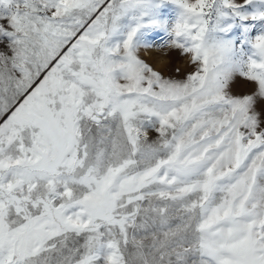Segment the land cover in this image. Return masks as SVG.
<instances>
[{
	"label": "snow or ice",
	"instance_id": "1",
	"mask_svg": "<svg viewBox=\"0 0 264 264\" xmlns=\"http://www.w3.org/2000/svg\"><path fill=\"white\" fill-rule=\"evenodd\" d=\"M0 264H264V0H0Z\"/></svg>",
	"mask_w": 264,
	"mask_h": 264
}]
</instances>
